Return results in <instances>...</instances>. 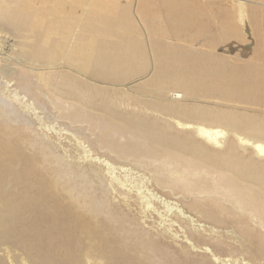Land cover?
Listing matches in <instances>:
<instances>
[{
	"label": "bare ground",
	"instance_id": "bare-ground-1",
	"mask_svg": "<svg viewBox=\"0 0 264 264\" xmlns=\"http://www.w3.org/2000/svg\"><path fill=\"white\" fill-rule=\"evenodd\" d=\"M0 264H264V0H0Z\"/></svg>",
	"mask_w": 264,
	"mask_h": 264
},
{
	"label": "rangeland",
	"instance_id": "rangeland-1",
	"mask_svg": "<svg viewBox=\"0 0 264 264\" xmlns=\"http://www.w3.org/2000/svg\"><path fill=\"white\" fill-rule=\"evenodd\" d=\"M253 6H257V4H253ZM254 157H257L256 155ZM258 158V157H257Z\"/></svg>",
	"mask_w": 264,
	"mask_h": 264
}]
</instances>
